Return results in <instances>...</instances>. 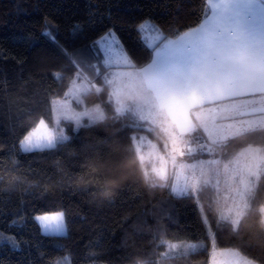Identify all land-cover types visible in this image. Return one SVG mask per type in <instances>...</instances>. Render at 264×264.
<instances>
[{
    "label": "trees",
    "instance_id": "obj_1",
    "mask_svg": "<svg viewBox=\"0 0 264 264\" xmlns=\"http://www.w3.org/2000/svg\"><path fill=\"white\" fill-rule=\"evenodd\" d=\"M207 1L0 0V264H209L211 241L199 205L217 249L264 264V172L236 228L219 218L212 186L196 195H176L168 180L151 183L134 135L148 133L159 141L162 136L132 114L117 113L106 79L112 67L99 48L89 54L83 47L115 24L130 67L142 69L157 46L202 23ZM109 9L112 19L101 20ZM42 17L59 25V45L40 37L44 27L57 31ZM86 18L94 23L74 38L71 25ZM146 22L162 34L154 47L142 37ZM78 73L91 84L85 105L100 104L105 116L78 129L65 122V141L22 151L20 142L41 119L51 121L52 100L63 96ZM249 146L264 149V128L214 143L209 152L190 158L229 160ZM110 180L117 183L105 196ZM56 212L63 214L66 234L42 236L35 217ZM11 234L20 241L19 251L7 242ZM165 241L205 247L163 258Z\"/></svg>",
    "mask_w": 264,
    "mask_h": 264
},
{
    "label": "rangeland",
    "instance_id": "obj_2",
    "mask_svg": "<svg viewBox=\"0 0 264 264\" xmlns=\"http://www.w3.org/2000/svg\"><path fill=\"white\" fill-rule=\"evenodd\" d=\"M144 24L151 25V30H142L140 27L142 37L148 46L154 47L162 38V34L152 23ZM165 42L154 51L156 61L151 70L153 76L160 71V67H168L166 54L160 56L161 48L164 50L166 46ZM100 51L105 65L115 67L106 75V79L110 84L112 83L113 91L110 95L112 101L117 104V108L115 107L117 113L123 114L125 111L123 105L126 102H132L135 97L136 104L140 107L138 112L141 119L157 127L162 136V140L159 141L154 135L153 137L148 133H142L137 137L134 135L133 141L138 158L144 167L145 174L151 179L150 182L164 184L168 180L172 192L176 195H196L202 187L212 186L217 192L219 218L229 220L236 228L241 216L250 207L253 191L264 172V149L249 146L229 160L213 157L191 159L190 157L199 152H209L214 143L253 129L264 128V116L233 119L232 115L239 112V107L243 103L232 104L227 108L201 106L190 111L189 106L192 102L184 107L183 100L182 105L183 89L179 93H172L173 87H169L172 85L179 87L177 79H172V83L167 84L163 80L159 88L150 83L146 86L145 78L149 80L151 77H144L139 69H127V66H131V60L120 41L107 53L103 49ZM124 77L127 83L122 85L121 81ZM160 80L158 79V83ZM90 89L91 84L84 75L78 73L70 79L63 96L56 97L51 102V121L41 119L20 142V149L22 151L39 150L65 141L68 138L65 122L73 123L74 128L78 129L85 122L90 124L102 119L105 112L100 104L87 107L84 103L83 96ZM193 103H198V100ZM172 105L177 107L173 112L170 111ZM187 108L190 112H187ZM199 209L211 241L210 262L217 264L216 262L226 250L215 247L214 236L201 205ZM261 212L264 220V206L261 207ZM165 245L163 258L189 254L205 247L204 242L165 241ZM237 253L243 262L234 264H257Z\"/></svg>",
    "mask_w": 264,
    "mask_h": 264
},
{
    "label": "crops",
    "instance_id": "obj_3",
    "mask_svg": "<svg viewBox=\"0 0 264 264\" xmlns=\"http://www.w3.org/2000/svg\"><path fill=\"white\" fill-rule=\"evenodd\" d=\"M207 6V15L198 27L164 41L166 46L164 50L161 48L160 56L166 54L167 68L160 67V71L151 75L156 61L154 52L152 61L139 69L144 77H151L145 78V85L150 83L159 88L163 80L167 84L177 79L179 87H169H173L172 93L183 89L182 105L183 100L184 107L192 102L187 112L201 106L227 108L243 103L239 112L232 115L233 119L264 116V0H208ZM127 69L132 68L129 65ZM107 83L110 92L113 91L112 83L108 80ZM126 83L124 77L121 84ZM197 100L198 103H193ZM113 103L117 108L116 102ZM123 106L124 113L145 121L139 116L135 97ZM174 108L177 107L170 106V111ZM238 255L234 250H226L216 263L243 262Z\"/></svg>",
    "mask_w": 264,
    "mask_h": 264
},
{
    "label": "snow or ice",
    "instance_id": "obj_4",
    "mask_svg": "<svg viewBox=\"0 0 264 264\" xmlns=\"http://www.w3.org/2000/svg\"><path fill=\"white\" fill-rule=\"evenodd\" d=\"M89 16H95V12H91L88 14ZM45 21H49L53 27L57 29V31H52L49 27H44L40 37L46 39L49 43L54 45H59V38H58V28L59 25L55 21H50L47 17H42ZM101 20L112 19V13L109 9L104 16H101ZM93 24L94 22L90 19H85L82 21H75L70 27V32L72 33L73 37L75 38L79 33L84 30L85 24ZM141 29H149L151 30V25L143 24ZM120 41V35L116 30L115 24H109L105 27L103 34L99 37H96L91 42V47L87 44L84 45V50L91 54L94 50L103 49L105 53L109 50L113 49ZM75 46V45H73ZM38 220L40 228H41V235L48 237V236H63L66 234V228L63 220L62 213H54V214H42L35 217ZM11 226H15L14 224ZM0 238H4V234L0 232ZM7 242L9 243L10 247L13 250L19 251L20 250V241L17 240L14 234H11L7 237Z\"/></svg>",
    "mask_w": 264,
    "mask_h": 264
},
{
    "label": "clouds",
    "instance_id": "obj_5",
    "mask_svg": "<svg viewBox=\"0 0 264 264\" xmlns=\"http://www.w3.org/2000/svg\"><path fill=\"white\" fill-rule=\"evenodd\" d=\"M116 181H107L106 182V191L103 193V195L107 196L111 194V189L116 186Z\"/></svg>",
    "mask_w": 264,
    "mask_h": 264
}]
</instances>
